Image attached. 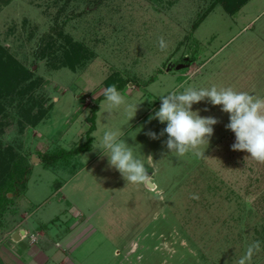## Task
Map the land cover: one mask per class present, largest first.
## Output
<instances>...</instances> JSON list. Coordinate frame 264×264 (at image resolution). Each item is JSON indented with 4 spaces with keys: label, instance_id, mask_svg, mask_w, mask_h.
<instances>
[{
    "label": "rangeland",
    "instance_id": "rangeland-1",
    "mask_svg": "<svg viewBox=\"0 0 264 264\" xmlns=\"http://www.w3.org/2000/svg\"><path fill=\"white\" fill-rule=\"evenodd\" d=\"M214 1L0 0V151L32 167L0 216V264H238L256 240L264 264V163L231 149L229 115L193 105L219 121L202 157L168 152L166 124L149 121L187 86L264 96V12L246 26L264 0L203 16ZM113 84L140 103L130 121L107 112ZM109 128L144 160L143 183L92 147Z\"/></svg>",
    "mask_w": 264,
    "mask_h": 264
},
{
    "label": "clouds",
    "instance_id": "clouds-1",
    "mask_svg": "<svg viewBox=\"0 0 264 264\" xmlns=\"http://www.w3.org/2000/svg\"><path fill=\"white\" fill-rule=\"evenodd\" d=\"M158 45L161 51L167 48L162 36L158 38ZM103 96L109 115L122 105L125 106L128 121L136 115L140 103H128L115 84L104 88ZM159 100L160 107L149 117V121L157 119L161 124H166L160 135L167 134L165 145L168 152L181 157L190 151L196 157L205 156V151L198 150L199 146H208L214 133L213 126L219 121L215 117L201 116L198 110L192 109L194 104L207 100L213 106H221V111L229 115V123L225 127L235 135L231 149L248 153L245 159L264 163V96L237 91L230 86L213 85L208 88L187 86L182 91L162 94ZM147 135L153 140L159 139L155 132L150 131ZM135 136L131 138L134 140ZM122 137L124 135L119 129L109 128L103 131L99 143L92 147L107 157L109 167L118 171L126 184L143 183L149 175L145 162ZM260 249L259 240L250 243L238 264H251L253 255Z\"/></svg>",
    "mask_w": 264,
    "mask_h": 264
},
{
    "label": "trees",
    "instance_id": "trees-1",
    "mask_svg": "<svg viewBox=\"0 0 264 264\" xmlns=\"http://www.w3.org/2000/svg\"><path fill=\"white\" fill-rule=\"evenodd\" d=\"M220 0H215L210 7L205 11L203 16H205L209 11H211ZM246 0H242L243 3ZM241 5V4H240ZM197 23L194 25V27ZM104 98V97H103ZM95 116L92 119L91 128H95ZM14 154H7L5 151H0V216L3 214V210L8 204L14 201V198L22 191L27 188V182L29 176L32 172V167L30 164H24L20 159L15 160ZM54 156H45L43 161L48 164H54ZM57 161V160H56ZM19 164L21 168H19Z\"/></svg>",
    "mask_w": 264,
    "mask_h": 264
},
{
    "label": "crops",
    "instance_id": "crops-1",
    "mask_svg": "<svg viewBox=\"0 0 264 264\" xmlns=\"http://www.w3.org/2000/svg\"><path fill=\"white\" fill-rule=\"evenodd\" d=\"M250 0H246V1H244L240 6H238L235 10H234V12H236L237 10H240L244 5H246L248 2H249ZM252 1V0H251ZM263 6H264V4H263ZM216 7V6H215ZM214 7V8H215ZM262 12H264V7H259V13L254 17V18H252L249 22H248V24L246 25V26H248L249 24H251L253 21H254V19H256ZM92 148V147H91ZM87 151V150H86ZM80 154V152L78 153V156H80L79 155ZM77 155V154H76ZM53 166V165H52ZM61 169V171L60 172H58V173H62V169L63 168H60ZM80 171H81V169H79ZM65 183V182H64ZM63 183V184H64ZM62 184V185H63ZM61 185V186H62ZM60 188V187H59ZM64 198H66L65 196H64ZM40 222H44V223H46V222H48V220H45V219H41V220H39ZM50 233H52V228L50 229ZM68 235H70V234H68Z\"/></svg>",
    "mask_w": 264,
    "mask_h": 264
},
{
    "label": "water",
    "instance_id": "water-1",
    "mask_svg": "<svg viewBox=\"0 0 264 264\" xmlns=\"http://www.w3.org/2000/svg\"><path fill=\"white\" fill-rule=\"evenodd\" d=\"M150 185H152V184H150ZM14 237L17 239V238H18V234H17V235L15 234V236H14Z\"/></svg>",
    "mask_w": 264,
    "mask_h": 264
}]
</instances>
